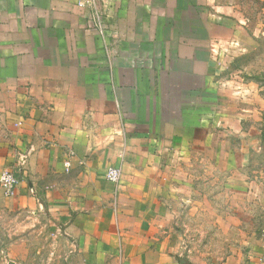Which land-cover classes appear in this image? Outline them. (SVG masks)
Segmentation results:
<instances>
[{
	"label": "crops",
	"instance_id": "0c3cea01",
	"mask_svg": "<svg viewBox=\"0 0 264 264\" xmlns=\"http://www.w3.org/2000/svg\"><path fill=\"white\" fill-rule=\"evenodd\" d=\"M80 1L0 0V173L19 179L0 203L48 218L63 264H264L245 226L264 223L263 162L197 139V68L165 47L167 9L189 0ZM236 198L238 250L218 259L201 217Z\"/></svg>",
	"mask_w": 264,
	"mask_h": 264
},
{
	"label": "rangeland",
	"instance_id": "374dc122",
	"mask_svg": "<svg viewBox=\"0 0 264 264\" xmlns=\"http://www.w3.org/2000/svg\"><path fill=\"white\" fill-rule=\"evenodd\" d=\"M228 1L227 7L222 6L226 0H215L212 7L203 0H189L188 8H168L164 26L171 37L164 40L165 47L181 50L187 57L182 63L197 68L191 111L197 139L202 141L207 129L214 143H244L249 149L246 158L264 165V0ZM230 201L236 202L234 214L201 217L212 225L206 238L218 259L229 248L238 250L225 246L226 238L239 244V199ZM254 223H245L246 233L260 239L264 223ZM62 237L45 216L0 203V264H63L57 256L66 249L57 241Z\"/></svg>",
	"mask_w": 264,
	"mask_h": 264
},
{
	"label": "built area",
	"instance_id": "2783aa9c",
	"mask_svg": "<svg viewBox=\"0 0 264 264\" xmlns=\"http://www.w3.org/2000/svg\"><path fill=\"white\" fill-rule=\"evenodd\" d=\"M96 0H81L79 2L80 6H84L85 4H89L94 9L95 13H97L96 9ZM99 27L101 24L98 23ZM68 162H66V166H68ZM122 170L120 167H108L105 171V178L115 184H118L121 178ZM18 172L13 171L12 169H5L0 173V187L4 196L9 197L14 194L16 185L18 184ZM260 240L261 247L264 250V228L260 232Z\"/></svg>",
	"mask_w": 264,
	"mask_h": 264
}]
</instances>
